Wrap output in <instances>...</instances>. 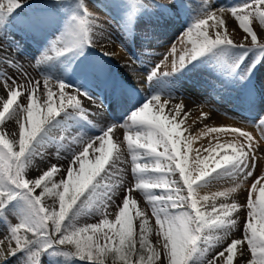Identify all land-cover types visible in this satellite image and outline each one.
Returning a JSON list of instances; mask_svg holds the SVG:
<instances>
[{"label": "rangeland", "instance_id": "374dc122", "mask_svg": "<svg viewBox=\"0 0 264 264\" xmlns=\"http://www.w3.org/2000/svg\"><path fill=\"white\" fill-rule=\"evenodd\" d=\"M0 3L6 8L8 0H0ZM245 3L252 5L248 10L252 15L247 23L252 28V33L257 36L256 45L252 44L251 34L244 31L232 13V9L235 8L238 13L246 15L247 12L242 10V5ZM85 9L89 13L90 42H85L59 55L54 52L49 53L51 56L40 59V63L36 64V61L50 48L51 43L64 33L70 20L74 16L83 15ZM260 10L264 9L254 5L253 0H21L18 7L0 18V56L6 55L9 60L15 62V66L7 62L0 63V72L9 77V83L15 80L13 87L28 84L36 88V91L31 93L36 103H40L37 98L42 96L44 77L63 82L88 96H91L89 94L93 93L94 89L98 92L113 89L121 93L120 96L126 103L129 100L140 99L139 104H135L127 112L124 111L125 113L115 111L118 104L114 107L109 105L108 110L102 111L95 106L85 104V108L92 109L85 115H79L74 110L60 113L46 126L45 133L37 138L38 141L44 142L38 146L39 151L26 166L24 175L29 171L36 172L35 179L43 171L55 165L59 171L53 175L52 180L59 182L60 179H66L67 167L73 166L78 169V165L72 164V159L87 146L85 142L92 138L95 149H98L100 144L95 137L102 135V131L107 127L117 125L109 138L113 139L114 143L119 141L123 144L122 153L126 163L120 166L125 169L124 186L113 195L107 209L99 207L95 198L84 202L80 210L73 214L70 223L76 228L100 224L101 220L105 219V211L107 219L114 221L118 205L122 206V194L127 193L137 202L131 214L135 215L140 211L148 218L151 231L146 235L150 247L159 250L160 259L168 264L162 251L163 238L159 237L161 243H157L158 226L152 214V205L147 202L143 191L134 188L136 178L131 172V154L127 151V142L124 141L125 129L120 125L127 122L126 117L129 113L136 111L154 96L160 97L161 102L175 100L181 105L189 100L195 106V111L192 108L186 110V113L188 112L186 119L192 121L190 128L198 122V131L207 128L218 129L219 126L212 123L219 121L222 125L219 129L221 130L222 127L224 131L215 130L213 131L215 133L211 132L212 134L205 136L208 140L213 138L209 140L211 148L209 144L203 151L204 157H209V169L215 167V161L220 158L221 153L232 154L229 141L234 144L243 142V137L234 134L233 130L249 134L256 149V160L255 168L249 169L253 171V176L245 179L221 175L213 179L216 175L214 173L213 177L208 178L207 184L201 185V187L206 186L209 191L204 190L205 192L201 191V193L199 191L201 187L198 189L199 195H211L218 190L225 192L226 196L217 197V205L235 202L240 207L232 213L236 226L226 233L213 232L215 246H210L208 252L198 248L188 264H204L206 259L219 261V264H249L252 253L248 249L247 240L244 239V222L251 220L256 223L254 219L248 217V212L254 211L258 214L261 201H264V194L260 192V188L264 187V124H261L264 120V46L260 45L264 44V37L261 35L264 33V24L260 23ZM208 11L214 12L211 19L206 18ZM205 18L207 25L217 20L223 21V27L218 25L216 30L210 29L209 34L213 39L219 31L231 39L233 45H244V47L214 48L188 60L172 71L173 57L179 61L181 55H187L193 48V43L188 40L186 33L198 19ZM193 39H195V29H193ZM103 40L112 41L132 65L143 67V77L121 78L122 74L106 59V55L97 50L98 42ZM173 48H175L174 52ZM135 84L139 88L131 87ZM50 87L54 93L53 104L56 106L60 102V98L55 95L59 88L55 82ZM17 90L19 94L14 104L26 107L29 102L28 93L23 87ZM2 95L3 100L7 99L6 89L2 90ZM94 96L100 97L99 93ZM23 115L26 119L27 114ZM16 119L19 128L20 121L17 117ZM220 132L224 135H220ZM205 137L202 139L206 140ZM18 139L19 135L15 140ZM221 141L225 145L224 150L216 147ZM2 147L0 145V148ZM35 147L34 143L33 151ZM95 149H90L89 160L94 161L95 156L100 154ZM14 150L18 151V143L14 146ZM141 161L150 164L146 158ZM6 166L7 162H0V168ZM254 184L257 187L253 188ZM128 189L132 191L128 192ZM249 193L254 202L251 209L248 205ZM152 194L160 195L157 191H152ZM257 197L260 199L258 200ZM44 202L59 210L58 200L45 197ZM23 207L24 203L20 197L13 198L0 207V238L9 247H15L10 229L15 223H19ZM101 228L107 231L106 226L101 225ZM133 228L138 239L139 218L133 220ZM23 234L21 230V235ZM27 235L31 236V233ZM55 235L59 237V234ZM217 236L222 237L218 243L215 240ZM233 239L241 240V245L233 249L230 260H220L218 253L223 252ZM98 243L101 246H114V241L105 240L102 235ZM72 250L74 251V248L71 245H52L44 248L30 244L26 248L14 250L9 264H91L87 260L78 259L74 254H65L71 253ZM241 251L245 255L242 256ZM141 254L147 262L150 252L146 248L141 253L137 242V253L131 258L136 260ZM258 256L259 254L257 258ZM105 264H123V262L113 259L109 254L105 257ZM153 264H159V260L154 261Z\"/></svg>", "mask_w": 264, "mask_h": 264}, {"label": "snow or ice", "instance_id": "6c2138e0", "mask_svg": "<svg viewBox=\"0 0 264 264\" xmlns=\"http://www.w3.org/2000/svg\"><path fill=\"white\" fill-rule=\"evenodd\" d=\"M20 2L21 0H8L6 8L0 3V18L18 7ZM253 4L264 9V0H253ZM251 7L252 5L247 3L242 5V10L247 12L246 15L238 13L235 8L232 9V13L244 31L251 34L252 44L256 45L257 36L252 33V28L247 23L252 15V12L248 11ZM88 16L86 9L83 15L74 16L64 33L51 43L50 48L43 57L36 61V64L40 63V59L51 56L49 53L54 52L59 55L85 42H90ZM206 17L211 19L212 14L206 13ZM259 17L260 23L264 24V10L259 11ZM206 25L207 19H198L186 33L188 40L193 43V48L187 55H181L179 61L173 57L172 71L188 60L214 48L244 47V45H233V41L219 31L216 32L214 39L211 37L210 29L216 30L218 25L223 27L222 20ZM193 29H195V39H193ZM261 35L264 37V33ZM197 40L199 41L198 46ZM260 45L264 46V44ZM174 51L175 48H173ZM5 62L15 66V62L9 60L6 55L0 56V63ZM0 78H2L0 91L7 90V99L0 102V122L4 121L6 116L8 118L16 116L20 121L18 141L5 139L0 133V145L3 146L0 148V162H7L6 167L0 168V207L16 197H20L24 203L19 223H15L10 229L15 247H10L8 254H11L10 249L14 251L26 248L30 244L44 248L52 245H71L74 251L65 253L66 255L74 254L90 261L91 264H105V257L109 254L113 256V259L122 261L123 264H153L157 260L159 264H164V261L160 259V251L150 247V241L146 235L151 231L148 218L140 211H137L135 215L131 214L137 202L127 193L122 194V206L118 205L114 221L107 219L105 211V219L101 220L100 224H89L76 228L70 223L73 214L80 210L84 202L95 198L99 207L107 209L108 202L112 200L113 195L124 186L125 169L120 166L126 163L122 153L123 144L119 141L114 143L113 139L109 138L117 125L107 127L102 131V135L95 137L100 144L98 149H95L92 138L85 142L87 146L72 159V164L78 165V169L73 166L67 167L66 179H60L59 182L52 180L53 175L59 171L55 165L43 171L35 179H26L24 170L31 163L34 155L38 153V146L43 144L44 141H38L37 138L45 133L46 126L62 112L74 110L79 115H85L92 109L85 108V102L88 99L86 93L63 82L44 77L43 93L37 98L40 103H36L31 95L36 88L28 84L13 87L15 80L9 83V77L3 72H0ZM53 82L59 88L55 95L60 98V102L56 106L53 104L54 93L50 87ZM19 87H23L28 93L29 102L26 107L14 104L19 94L17 90ZM167 104L168 101L161 102L160 97L154 96L134 111L130 121L120 127L125 129L124 141L127 142V151L131 154V172L136 178L134 188L143 191L147 202L152 205V214L158 226L157 243H161L159 237H162V251L168 264H188L198 248L208 252L210 246H215L213 232L224 231L226 233L236 226L232 213L240 207L235 202L217 205V197L226 196L225 192L200 196L198 189L202 184L208 183V178L213 177L214 173L216 175L213 179L221 175L245 179L253 176V171L249 169L255 168L256 149L248 133L233 130L234 134L243 137V142L239 144L228 142L231 146V155L221 154L220 158L215 161V167L211 169L208 166L209 157L207 156L201 159L197 154L190 163L187 154L190 141H186L182 149L180 146L181 133L177 130L183 124V120L176 123L173 119V114L176 117L183 115L186 119L188 113H182L183 105L173 104L168 115H163ZM24 113L27 114L26 119ZM261 124H264V120ZM130 131L135 134V139L129 135ZM209 131L215 130L209 129ZM17 143L18 151L14 150ZM34 143L35 151H33ZM216 147L223 148L225 145L217 144ZM159 148L163 151H158ZM90 149H95L100 153L95 156L94 161L88 158ZM141 151L152 162L151 167L149 163L137 162ZM177 171L179 180L174 178ZM149 173L156 175H147ZM255 187L257 185L254 184L253 188ZM153 189H161L164 194L154 195L151 191ZM185 189L186 194H184ZM131 191L132 189H128V192ZM260 192L264 194V187L260 188ZM45 197L58 200L59 210L47 205L44 202ZM257 199L259 200L260 197ZM253 203L251 193H249L250 209ZM248 217L256 221V223L251 220L244 222V239L247 240L248 249L252 253V260L249 264H264V201H261L258 214L249 211ZM137 218H139L138 239L133 228V220ZM101 225L106 226L107 231H104ZM21 230H23V235H21ZM28 233H31V237L27 235ZM55 234H59V237L57 238ZM101 235L105 240L114 241V246L99 245L98 240ZM221 239L220 236L215 238L217 243ZM137 242L141 253L146 248L150 252L147 262L142 254L136 260L131 258L137 253ZM241 243V240L233 239L223 252L218 253L220 260H230L233 249ZM257 254H259L258 258ZM241 255L245 253L241 251ZM204 264H219V261L206 259Z\"/></svg>", "mask_w": 264, "mask_h": 264}, {"label": "bare ground", "instance_id": "6f19581e", "mask_svg": "<svg viewBox=\"0 0 264 264\" xmlns=\"http://www.w3.org/2000/svg\"><path fill=\"white\" fill-rule=\"evenodd\" d=\"M221 11V10H219ZM218 11V12H219ZM223 11V10H222ZM209 12V11H208ZM228 12V11H226ZM210 14H214V12H209ZM207 13V14H209ZM220 13V12H219ZM218 14V13H217ZM224 14V13H223ZM226 14V13H225ZM223 17V16H222ZM207 18V17H206ZM205 18V19H206ZM208 19V18H207ZM166 34V33H165ZM155 39V38H154ZM158 42V41H157ZM161 42V41H159ZM152 43V42H151ZM156 43V42H155ZM150 44V43H149ZM96 45V44H95ZM153 45V43H152ZM156 45V44H155ZM158 45V44H157ZM159 47V46H158ZM97 50H99L100 52H102L103 54L106 55V59L108 61H110L114 68H116L118 70V72L120 74H122V77L121 78H124L123 76H127V77H136L137 79L138 78H142V69L143 67H140V66H136V65H132V63L130 61H128L125 56L123 55V53L121 52V49H119L112 41H107V40H103L101 42H98V47H97ZM155 53V52H154ZM142 80V79H140ZM137 81V80H136ZM139 82V81H138ZM133 89H136V88H139L136 84L135 86H131ZM107 89V88H106ZM113 89H109L107 91H105V89L103 91H96L95 89L93 90V93H90L89 95L91 96H88L87 94V101L85 102L86 105H89V106H95L98 110H108L109 109V105H112L114 107V105L116 107L115 111H117L118 113L120 112H127V110L129 109H132L133 106H135V104H139L140 103V99L138 100H129V102H125V99H123V97H121V93H119V91H112ZM99 93L100 97L99 98H95V94ZM120 96V97H118ZM142 98V97H140ZM105 99V100H104ZM3 100V95H2V91H0V102H2ZM143 100V99H141ZM163 101H168V104L165 106V111L164 113H162L163 115H168L169 113V110L171 109V106L173 104H177L178 102L175 101V100H163ZM146 102H149V101H145L144 103ZM143 103V104H144ZM143 104L141 105V107L143 106ZM140 107V108H141ZM195 106L192 105V103L189 101V100H186L185 103H183V108H182V113L186 112L187 109L189 108H192L194 111ZM139 109V108H138ZM137 109V110H138ZM191 109V110H192ZM192 110V111H193ZM124 112V113H125ZM134 111H132L131 113H129L128 117H126V121H130V117H131V114L133 113ZM188 113V112H187ZM193 114V113H192ZM191 116V115H190ZM193 117V116H192ZM196 117V115H195ZM189 118V117H188ZM191 118V117H190ZM223 118V117H222ZM173 119H174V122L176 123H179L180 120H183V124L181 125L180 128H178L177 130L180 131L181 135H180V141H181V148L183 149V144L186 142V141H190V149L188 150V157H189V162L191 163L193 158L199 154L201 159L204 157V153L203 151L206 150V147L211 144L209 142V140L213 139V138H209V140L205 137V136H208L209 133L213 132V131H209L210 128H207V129H203V130H199L197 129V124H194L191 128H190V125H191V120L189 121V119H184V117H182V115L180 117H176L175 114H173ZM16 116H12L8 119H6L5 121H3L1 123V126H0V133L3 134L4 138L5 139H8V140H13L16 138L17 135H19V128L17 126V122H16ZM193 120V119H192ZM196 121V119H194ZM193 120V121H194ZM221 121V120H220ZM223 122V121H222ZM221 122V123H222ZM209 123V122H208ZM193 124V123H192ZM205 124V123H204ZM203 124V125H204ZM214 125H217V126H222L219 121L215 123H212ZM206 125V124H205ZM211 126V125H210ZM203 127V126H201ZM214 129V130H218V131H221L223 128L221 127V130L219 129ZM225 130V129H224ZM222 132H224L222 130ZM205 133V134H204ZM215 133V132H213ZM219 133V132H218ZM129 134L131 136H134L135 137V134L133 132H129ZM212 134V133H211ZM217 134V133H216ZM222 133L220 132V135ZM224 135V134H222ZM205 137L206 140H203L202 138ZM210 137V136H209ZM224 137V136H223ZM136 138V137H135ZM133 138V139H135ZM219 140V139H218ZM217 140V141H218ZM207 144H206V143ZM212 142V141H211ZM222 144V141L220 142ZM219 143V144H220ZM223 149V148H221ZM197 150H199V152H197ZM224 150V149H223ZM158 151H163L162 148H159ZM221 152V151H220ZM218 152V153H220ZM206 153V152H205ZM222 154V153H221ZM148 159L147 157H145L143 155V152L141 151V154L138 156V160H140V162L138 161V163H144L142 162L141 160L143 159ZM150 159V158H149ZM152 165V162L150 161V167ZM38 173V172H37ZM36 174V172H27L25 174V178L26 179H34V175ZM147 175H156L154 173H149ZM175 179L179 180V173L177 171V173L175 174ZM223 178V177H222ZM223 180V179H221ZM228 182V180H226ZM220 182V181H219ZM218 182V183H219ZM225 182V181H224ZM223 182V183H224ZM180 183L182 184V181H180ZM217 183V182H216ZM207 184V183H206ZM222 184V182H221ZM229 184V183H228ZM205 185V184H204ZM214 186V185H213ZM221 186V185H220ZM223 186V185H222ZM201 187V186H200ZM209 188H211L210 186H208ZM219 187V186H218ZM213 189H215L214 187H212ZM218 189V188H217ZM216 189V190H217ZM209 191V189L205 186V187H201L199 189V191L201 192H205V191ZM211 190V189H210ZM152 191H157L160 195L161 194H164L162 192L161 189H153ZM222 191V190H221ZM38 192V190H37ZM201 192V193H202ZM216 192V191H215ZM219 192V190H218ZM200 193V194H201ZM184 194H186V192H184ZM203 195V194H201ZM200 195V196H201ZM206 195V194H204ZM9 246L5 244V242L0 238V257H3V258H0V264H9L13 255H14V251H11V254H8V250H9ZM168 262V261H167ZM165 264V262H164Z\"/></svg>", "mask_w": 264, "mask_h": 264}, {"label": "trees", "instance_id": "16d2710c", "mask_svg": "<svg viewBox=\"0 0 264 264\" xmlns=\"http://www.w3.org/2000/svg\"><path fill=\"white\" fill-rule=\"evenodd\" d=\"M29 237H31V236H29ZM74 256H75V255H74ZM76 257H77V256H76ZM76 259H77V258H76ZM78 259H81V258L78 257ZM82 260H86V259H82ZM87 261H88V260H87ZM88 262H90V261H88Z\"/></svg>", "mask_w": 264, "mask_h": 264}]
</instances>
